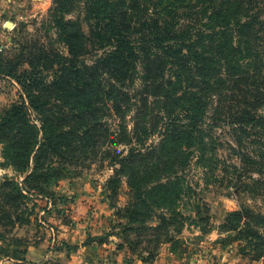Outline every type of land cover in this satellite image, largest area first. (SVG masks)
Wrapping results in <instances>:
<instances>
[{
	"label": "trees",
	"instance_id": "obj_1",
	"mask_svg": "<svg viewBox=\"0 0 264 264\" xmlns=\"http://www.w3.org/2000/svg\"><path fill=\"white\" fill-rule=\"evenodd\" d=\"M10 43L0 76L21 95L0 112V146L23 179L0 180V259L1 229L23 219L29 193L78 174L80 160L107 162L114 196L126 178L121 227L154 230L156 246L185 222L176 208L193 164L205 177L222 164L237 192L264 195V0H52ZM223 147L238 164L222 163ZM221 228L264 255V211L240 204Z\"/></svg>",
	"mask_w": 264,
	"mask_h": 264
},
{
	"label": "rangeland",
	"instance_id": "obj_2",
	"mask_svg": "<svg viewBox=\"0 0 264 264\" xmlns=\"http://www.w3.org/2000/svg\"><path fill=\"white\" fill-rule=\"evenodd\" d=\"M51 3L52 0H0V44L10 45L11 37L18 30L26 35L33 34ZM20 95L15 80L0 76V112L18 101ZM224 130L217 128L215 134L220 141H230ZM218 154L223 164H238L237 157L228 149L219 148ZM3 162L0 146V180L13 178L20 183L23 176ZM70 168H76L78 174L54 180L47 193L31 191L23 209V219L1 229L8 255L0 259V264L10 258L21 260L20 264H73L71 254L79 246L68 244L58 236L61 225L72 222L70 211L78 206L86 221L106 224L99 231L87 232L81 242L79 264H131L136 259L153 264L159 256L165 264H264V255L258 259L253 257L251 245L231 240L229 233L221 230L228 213L238 209L240 204L264 211V195L252 198L237 192L228 183L232 174L225 173L222 164L206 177L203 169L194 164L189 168L186 182L193 191L183 195L176 208L185 222L179 232L171 229L157 246L154 230L135 229L138 223H133V229L129 230L121 227L127 222L126 212L117 213L115 205L124 209L132 202L125 177L114 196L108 189L107 179L112 170L107 162L90 159L81 164L80 160L70 164ZM149 206L155 212L161 210ZM140 208L138 211L144 212ZM146 222L152 226L158 224L156 218ZM259 231L264 234V229ZM129 241L136 247L130 246Z\"/></svg>",
	"mask_w": 264,
	"mask_h": 264
},
{
	"label": "crops",
	"instance_id": "obj_3",
	"mask_svg": "<svg viewBox=\"0 0 264 264\" xmlns=\"http://www.w3.org/2000/svg\"><path fill=\"white\" fill-rule=\"evenodd\" d=\"M81 215H82L81 206H78L75 209L73 208V210L70 211V216H69L72 219V222H69L67 224H62L61 225L62 230L59 232V236H58L59 239L60 238L63 239L68 244L79 246L78 249H76V252L71 254L73 264H76V262L77 264H79L78 260L79 261L81 260V256H82L81 242L84 240L85 236L87 235V232H96L99 231L100 229H103V227L106 226V224H104L103 222L100 223L90 220L86 221V219ZM21 262L22 261L19 259L10 258V260L5 261L4 264H20ZM171 263L172 262H170V264ZM131 264H147V263L136 259ZM153 264H165L164 259H161L159 256Z\"/></svg>",
	"mask_w": 264,
	"mask_h": 264
}]
</instances>
